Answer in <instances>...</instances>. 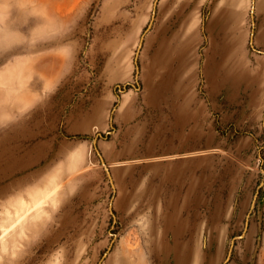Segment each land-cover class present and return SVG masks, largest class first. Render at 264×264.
<instances>
[{
	"label": "rangeland",
	"instance_id": "374dc122",
	"mask_svg": "<svg viewBox=\"0 0 264 264\" xmlns=\"http://www.w3.org/2000/svg\"><path fill=\"white\" fill-rule=\"evenodd\" d=\"M258 3L0 0V222L28 190L59 181L18 240V264H264ZM155 74L171 109L187 86L202 102L204 151L180 172L113 167L103 145L121 98L134 90L142 103ZM184 179L197 198L174 209ZM7 247L0 264H17Z\"/></svg>",
	"mask_w": 264,
	"mask_h": 264
},
{
	"label": "crops",
	"instance_id": "0c3cea01",
	"mask_svg": "<svg viewBox=\"0 0 264 264\" xmlns=\"http://www.w3.org/2000/svg\"><path fill=\"white\" fill-rule=\"evenodd\" d=\"M258 10L259 12L264 11V0H259ZM184 66L186 69L182 78L189 86L192 85V82H197L198 66L193 62ZM172 67L163 69L167 72L166 78L168 72L172 74L171 72L178 70V65H172ZM156 71H160V69ZM158 79V74L154 75V82L150 78L142 103H138L136 100L134 90H128L123 94L115 114L114 139L107 140L103 145L104 156L110 160L109 164L113 167L147 165L154 161L153 167L167 166L171 168L169 170L171 173L180 172L193 161L197 163L199 154L203 153L202 102L198 103L196 96L193 97L195 98L194 103L193 101L189 102L188 99L192 97L187 93V86V89L182 93V98H179L178 103L171 109V104L168 101H163L164 92ZM170 156H184V158L178 161H169L168 157ZM75 160H80L79 153ZM175 183L176 186L170 193V197L173 201L179 202L180 206L174 202V209H181L189 201L196 200L197 186L195 182L189 184L184 179L175 181Z\"/></svg>",
	"mask_w": 264,
	"mask_h": 264
},
{
	"label": "bare ground",
	"instance_id": "6f19581e",
	"mask_svg": "<svg viewBox=\"0 0 264 264\" xmlns=\"http://www.w3.org/2000/svg\"><path fill=\"white\" fill-rule=\"evenodd\" d=\"M45 181L44 186L27 191L28 200L21 199L19 202H12L5 211L7 218L0 222V241L4 246H8L7 249L10 253L17 254L16 262L23 250V247L17 248L20 246L18 240L21 241L25 228L30 226L32 230L36 231V220L34 219L42 211V205L46 199L55 197L59 189V181L51 183L48 178Z\"/></svg>",
	"mask_w": 264,
	"mask_h": 264
},
{
	"label": "water",
	"instance_id": "95a60500",
	"mask_svg": "<svg viewBox=\"0 0 264 264\" xmlns=\"http://www.w3.org/2000/svg\"><path fill=\"white\" fill-rule=\"evenodd\" d=\"M96 151H97V149H96ZM98 152V151H97Z\"/></svg>",
	"mask_w": 264,
	"mask_h": 264
}]
</instances>
